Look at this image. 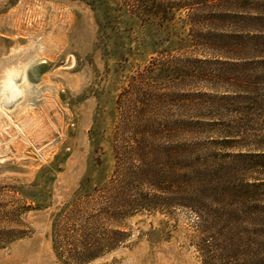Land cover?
<instances>
[{"label":"rangeland","instance_id":"obj_1","mask_svg":"<svg viewBox=\"0 0 264 264\" xmlns=\"http://www.w3.org/2000/svg\"><path fill=\"white\" fill-rule=\"evenodd\" d=\"M184 19L136 16L129 0H0V264H264V167L237 164L263 178L247 198L257 235L214 195L178 203L181 149L218 163L254 149L179 141L201 127L200 94L226 88L207 78L226 59L195 48ZM27 115L40 123L22 133Z\"/></svg>","mask_w":264,"mask_h":264},{"label":"trees","instance_id":"obj_2","mask_svg":"<svg viewBox=\"0 0 264 264\" xmlns=\"http://www.w3.org/2000/svg\"><path fill=\"white\" fill-rule=\"evenodd\" d=\"M129 1L136 16H158L170 21L174 11H182L185 13L182 23L190 29L194 47H199L202 51L208 49L226 59L223 74L207 75L209 83H224L225 92L200 94L197 100L205 102L194 103L198 114L194 120L201 127L182 132L179 141L184 142V135L191 133L197 144L204 139L210 146L218 144L233 148L249 143L254 149L245 152L241 149L237 154H230L233 161L227 163L212 162L200 156L194 158V151L181 149L178 163L176 159L172 163L178 165L180 173L178 179L181 182L177 193L182 197L178 199V203L185 205L192 201L193 206L199 207L204 205L205 193L214 195L217 198L213 205H223L228 209L233 223L245 229L242 236L257 235V229L249 224L255 219L251 218L253 216L246 218L247 210L252 207L247 204V198L255 197L254 194L258 193L263 184V178H250V182H247L246 178H241L242 172L237 164L250 160L256 163L257 169L264 167V0ZM199 61L204 62L201 59ZM228 66L235 71L233 75L226 74ZM170 73L175 75L179 71ZM139 88L137 91H140ZM225 113L235 117L228 123L217 120L218 114ZM213 115L215 116L211 118ZM241 115L247 117L240 119ZM245 139H251L252 142ZM171 158L172 153L168 151L165 156L166 165L172 161ZM168 170L170 171L169 167ZM234 200L237 201L232 203ZM94 258L96 257L74 259L79 263H86Z\"/></svg>","mask_w":264,"mask_h":264},{"label":"bare ground","instance_id":"obj_3","mask_svg":"<svg viewBox=\"0 0 264 264\" xmlns=\"http://www.w3.org/2000/svg\"><path fill=\"white\" fill-rule=\"evenodd\" d=\"M14 75V74H13ZM11 77V76H10ZM6 81V80H5ZM26 83V82H25ZM9 93V92H8ZM0 99H1V97H0ZM1 101V100H0ZM1 107V106H0ZM3 109V108H2ZM1 109V110H2ZM2 112H4V111H2ZM4 115H6V112H5V114ZM10 116V115H9ZM9 116H7L10 120H11V116L9 117ZM25 117V116H24ZM24 117H23V119H24ZM21 118V117H20ZM19 118V119H20ZM26 118L27 119H24V121L22 122H20L19 120H18V122H19V124L20 123H22V125H21V127H20V125H19V127H20V131L23 133L25 130H27V131H29V129H31V131L33 130V129H35L36 130V127L34 128V126L36 125L37 126V124L38 123H40V122H38V119L36 118V117H28V115L26 116ZM5 118H3V120H4ZM1 118H0V136H1V134H2V132H3V130H2V128L3 127H5L4 126V123L2 122L3 121ZM21 120V119H20ZM6 121V120H5ZM8 121V120H7ZM6 121V122H7ZM12 122L14 121L13 119L11 120ZM16 121V120H15ZM8 123V122H7ZM1 124H3V126H1ZM14 124V123H13ZM16 125V124H15ZM8 126V125H7ZM18 126V125H17ZM16 126V127H17ZM18 128V127H17ZM33 128V129H32ZM4 129H6V128H4ZM19 129V128H18ZM17 129V130H18ZM24 130V131H23ZM40 130V129H39ZM20 131H19V133H20ZM34 132V131H33ZM40 132V131H39ZM41 132H43L42 130H41ZM32 132H30L29 134H31ZM36 133V132H35ZM35 133H33V136H35L36 134ZM43 134V133H42ZM3 135V134H2ZM40 135V134H39ZM12 136V135H11ZM28 136H32V134L31 135H28ZM19 137V136H18ZM27 137V136H26ZM36 137V136H35ZM38 137V136H37ZM28 138V137H27ZM32 138V137H31ZM25 139V138H24ZM28 140H30V138L28 139ZM35 140H37V139H34V141ZM0 145H2V140H1V138H0ZM27 147V146H26ZM29 148H30V146L26 149V150H29ZM34 148V147H33ZM32 148V149H33ZM10 149V148H9ZM9 149L7 150V151H9ZM35 149H37V148H35ZM34 151V150H33ZM38 152V151H37ZM26 153V152H25ZM25 153H23L24 155H25ZM1 154H2V156H1ZM39 154V153H38ZM4 155H6V151H1V149H0V160H3L4 159ZM23 156V155H22Z\"/></svg>","mask_w":264,"mask_h":264},{"label":"water","instance_id":"obj_4","mask_svg":"<svg viewBox=\"0 0 264 264\" xmlns=\"http://www.w3.org/2000/svg\"><path fill=\"white\" fill-rule=\"evenodd\" d=\"M26 155V154H25Z\"/></svg>","mask_w":264,"mask_h":264}]
</instances>
